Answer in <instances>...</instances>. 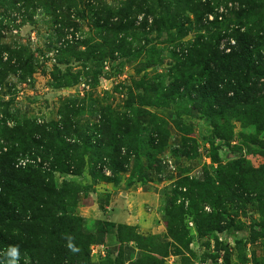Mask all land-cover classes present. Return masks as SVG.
Listing matches in <instances>:
<instances>
[{
    "label": "rangeland",
    "instance_id": "rangeland-1",
    "mask_svg": "<svg viewBox=\"0 0 264 264\" xmlns=\"http://www.w3.org/2000/svg\"><path fill=\"white\" fill-rule=\"evenodd\" d=\"M66 1L0 8V169L28 159L64 190V264H264V47L238 88L235 42H215L264 46V0ZM22 139L39 145L7 161ZM12 188L2 260L47 264L20 247L34 213Z\"/></svg>",
    "mask_w": 264,
    "mask_h": 264
},
{
    "label": "trees",
    "instance_id": "trees-1",
    "mask_svg": "<svg viewBox=\"0 0 264 264\" xmlns=\"http://www.w3.org/2000/svg\"><path fill=\"white\" fill-rule=\"evenodd\" d=\"M29 1L32 0H0V8L7 11L14 9L17 6L22 7L23 5L29 3ZM33 1L35 2V0ZM46 1L51 3L56 0ZM59 1L60 4H65L67 2L66 0ZM225 29L227 30V33L223 32L221 29L217 32L215 42L219 43L221 40L230 37L234 40L235 44L231 46V50L227 54H224L220 58L221 63H223V71H225L223 77L234 80V82L238 84V88H240L244 78L236 76L237 73L246 76L250 75L257 63L256 58L254 57H260L259 55L263 50L262 47L264 46H260L262 43H260L261 39L259 37L250 35L246 32H241L238 28L235 30L230 27ZM238 69H240V72H237ZM257 71L259 75L262 74L259 69H255L253 72ZM219 78L222 79L221 73L219 74ZM2 81V78H0V85ZM124 123L125 125L128 124L126 121H124ZM37 144V142H33L32 140L27 141L22 139L19 145L20 148L18 150L13 149L9 151L5 154V158L7 161H11L19 153H29L28 151L34 149ZM48 145L49 147L53 146L52 137L48 141ZM70 151L71 150L61 149L57 157L59 162L67 163L69 168L77 160V156L71 155ZM24 160H27V165L19 170L13 168H10L9 170L6 168L0 169V186L4 182L10 183L13 186L12 193L17 198L21 207L24 210L29 209L34 213L33 222L20 224L18 227V230L20 231L19 237H21L19 238L21 244L20 247L31 253L34 252L35 254H39V258L44 257L47 264H64V258L68 255L70 249L64 246V243H61V240L55 236L56 232L60 228L65 227V222L67 221L66 216H61L59 219L55 217V213L62 211V206L67 202L66 199L64 200V190L62 188L58 190L55 189L51 181L45 183L43 180L44 176L40 173V171L32 168V166L30 167L28 159ZM69 168H67V170ZM9 213L13 212H6V215ZM21 225L28 227L38 225V228L35 231L25 233L22 228L23 226ZM47 232L48 239L45 238V234H47ZM10 244L12 243H5L6 246L11 247ZM70 254L72 255L73 253ZM53 256L54 258H52ZM33 257L36 256L33 255ZM3 258L4 257L0 254V264L5 263L2 260ZM72 263L75 264L76 260H73Z\"/></svg>",
    "mask_w": 264,
    "mask_h": 264
},
{
    "label": "built area",
    "instance_id": "built-area-1",
    "mask_svg": "<svg viewBox=\"0 0 264 264\" xmlns=\"http://www.w3.org/2000/svg\"><path fill=\"white\" fill-rule=\"evenodd\" d=\"M27 165V160L20 159L14 165L15 168H24ZM11 264H22L19 260H14Z\"/></svg>",
    "mask_w": 264,
    "mask_h": 264
}]
</instances>
